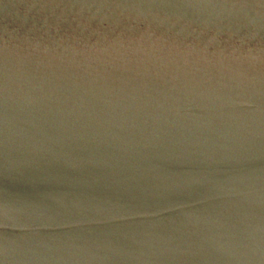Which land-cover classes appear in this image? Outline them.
<instances>
[{
  "label": "water",
  "instance_id": "1",
  "mask_svg": "<svg viewBox=\"0 0 264 264\" xmlns=\"http://www.w3.org/2000/svg\"><path fill=\"white\" fill-rule=\"evenodd\" d=\"M0 264H264V0H0Z\"/></svg>",
  "mask_w": 264,
  "mask_h": 264
}]
</instances>
